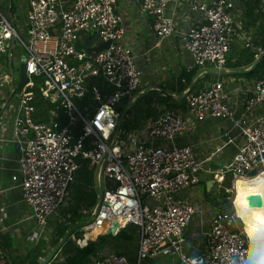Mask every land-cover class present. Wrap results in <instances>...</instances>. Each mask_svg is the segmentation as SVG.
Segmentation results:
<instances>
[{
    "label": "built area",
    "instance_id": "2783aa9c",
    "mask_svg": "<svg viewBox=\"0 0 264 264\" xmlns=\"http://www.w3.org/2000/svg\"><path fill=\"white\" fill-rule=\"evenodd\" d=\"M133 1L151 17L157 41L180 36L189 69L205 64L223 68L233 32L231 11L239 0ZM23 3V29L12 14L7 17L0 10V143L16 147L6 189L19 190L37 236L45 233L47 218L60 208L79 160L86 159L101 194L97 208L79 226L82 233L92 228L102 232L111 222L114 234L133 225V264L157 255L168 256L169 264H241L248 242L236 225L235 218L240 220L234 210L197 203L180 192L198 182L201 170L210 172L214 182L252 172L264 177V77L236 79L229 89L214 79L184 93L176 106L153 97L150 114L135 128L125 129L124 117L120 120L122 101L130 107L137 99L138 61L145 63L149 57L122 42L116 0ZM186 18L190 22L180 30L178 22ZM87 32L96 37L90 46L99 41L107 45L96 51L77 46ZM16 58H22L27 77L18 92L12 66ZM92 76H99L106 89L88 84ZM35 80L39 95L52 104L47 120L33 117L30 88ZM233 89L240 92L237 108L228 103ZM207 118L227 120V131L233 130L227 138L234 145L233 154L214 170L206 162L218 147L199 158L192 145L174 142L188 124ZM77 120L79 131L74 137L71 127ZM105 176L116 181L113 188L105 187ZM197 218L206 224L205 250L190 255L183 250L184 230ZM4 260L0 248V264ZM88 264L131 263L123 252L105 250L91 254Z\"/></svg>",
    "mask_w": 264,
    "mask_h": 264
},
{
    "label": "crops",
    "instance_id": "0c3cea01",
    "mask_svg": "<svg viewBox=\"0 0 264 264\" xmlns=\"http://www.w3.org/2000/svg\"><path fill=\"white\" fill-rule=\"evenodd\" d=\"M115 12L119 14L120 25L123 28L122 42L137 52L148 54L149 57L145 63L141 62V60L138 61L141 72L136 92L139 96L137 98H142L143 95L152 97L169 95L171 98L176 99L184 95L189 84L193 85L195 82H197L195 89H198L208 81L219 79L223 81L225 89H229L236 79L244 78L249 80L251 78L234 76L233 73H220L210 64H205L200 68L193 67L195 69L189 83L183 90L178 91L180 82H183L179 78V75L182 70L189 69L190 62L187 53L181 46L180 36L176 34L173 37L157 41L152 30L151 17L145 13H141L137 7V3L133 0H116ZM14 13L17 14V11L15 10ZM231 14L234 22L230 46L225 56L227 65L242 63L247 55L241 56V51H257L254 54L255 59L257 54L263 50H260L259 43L261 41V33L264 31V0H239L234 10L231 11ZM191 16L193 17V15ZM23 17L24 10L22 20H19L17 24L20 29L24 28ZM189 22L190 20L187 18L179 20V29L182 30ZM249 65L237 68L223 66L221 69L232 71L238 68L246 69ZM199 71H203V73L196 75ZM239 96L240 92L233 89L229 95L228 103L237 108ZM166 102L169 104L170 100L167 99ZM180 102L177 101L169 105L176 106ZM262 108L264 110V103ZM227 127L228 121L222 119L207 118L201 122L193 121L175 135L174 142L192 145L195 156L199 158L218 147L219 150L214 152L206 162L214 170L216 167L226 164L234 151V145L227 142V138L232 135L233 130L227 131ZM15 156L16 147L13 143H0V248L4 253V261H7L9 257L22 255L38 238L35 221L31 217L28 206L21 200L19 190L6 189L10 182L9 177L12 172ZM95 176L96 173L92 167L93 182ZM198 177V182L195 185L181 191L180 194L189 197L192 201L205 204L203 200L199 199V195L203 192L205 181L211 177L210 172L201 170L198 173ZM214 207H217V205ZM80 212L82 213V209ZM85 212L87 213L88 211ZM50 217L47 219L49 220ZM205 227V222L197 218L192 220L185 228L183 250L186 254H198L193 253V251L200 245L205 250ZM126 232H128V229ZM95 234L94 237L87 240H94L101 233H96L95 231ZM39 237H43V235ZM76 240L75 243L77 242ZM85 243L76 244L81 246ZM99 246L97 252L105 250L123 252L127 260L131 264L134 263L136 235L131 240H125L121 236L116 237L115 234H112ZM64 256L65 254L57 251L53 258L50 259L52 262L58 263L62 261ZM139 264H169V260L166 255H157L144 258Z\"/></svg>",
    "mask_w": 264,
    "mask_h": 264
},
{
    "label": "trees",
    "instance_id": "16d2710c",
    "mask_svg": "<svg viewBox=\"0 0 264 264\" xmlns=\"http://www.w3.org/2000/svg\"><path fill=\"white\" fill-rule=\"evenodd\" d=\"M69 1V0H65ZM12 7L8 8L9 12L12 11ZM96 41V37L93 33L87 32L84 34L81 39L78 41L77 46L83 47L86 50H90V45ZM260 50L264 49V31L261 33V41L259 43ZM257 53V51L249 50L241 51V56H244L246 54V59L242 63H235L231 65H227L225 59L224 66H230V67H240L243 65H249L253 59L254 54ZM195 68L188 69V70H182V72L179 75V78L183 80V82H180L178 86V91L183 90L187 84L190 81V78L193 75ZM234 76H246V77H264V54L262 57L258 60V62L249 70H247L245 73L242 74H233ZM205 76V74H203ZM37 81L35 80L34 85L30 88L33 93V106L35 108V112L33 113V117L36 120H47L48 117V111L50 108H52V104L48 102L47 100H44L38 92V88L36 85ZM88 84H95L100 88L106 89L105 83L102 81V79L99 76H92L87 79ZM197 82H195L188 92L193 91L196 87ZM139 97V96H138ZM156 97V96H155ZM144 98V104L142 106H135L136 102L139 98L135 100V102L129 107L127 112L125 113V116L123 118L121 126L125 129L128 128H135L140 121L147 117L150 114V103L153 101L152 96H145L143 95L142 99ZM169 99L170 103L173 104L177 101H181L183 99V96L179 98H171L169 95H163L157 98L159 102L167 103L166 100ZM177 100V101H176ZM123 106L121 110L124 109L126 101L123 100ZM168 104V103H167ZM168 104V105H169ZM59 122L63 121L61 116L57 118ZM79 131V121H75L74 124L71 127L72 135L75 137L78 134ZM251 176L255 175L254 172L250 173ZM229 179V178H228ZM226 177L223 179V182H227L228 180ZM234 186H232L233 188ZM259 192H262L261 189H259ZM203 193H206L205 188L203 189ZM256 194H250L251 197H254ZM96 199V191L94 187V182L92 178V167L88 165V162L86 159H80L79 160V166L75 170L72 178V182L67 188L66 194H65V205L61 209H59L58 215L53 219L49 235L47 238L38 237L35 243L27 248L24 253L20 256H13L9 257L7 261H4L2 264H38L40 260L46 255V253L49 251V249L58 241V239L63 235V233L70 228V230L67 233L66 239L64 242L60 245V247L53 253L52 257L55 255L57 251L60 253L65 254L62 261L58 263H54L51 261V259L46 264H88L89 257L91 254L97 252L98 248L100 247L102 242H104L106 239L110 237V234H99L96 236L94 240H80L77 241L76 239L80 238L82 235V231L79 229V226L81 223L71 228L76 223L80 222V219L82 218V213L80 210L88 211L89 208H91L95 202ZM241 206H243L242 201L236 202L234 204V207L236 210H238ZM222 208V207H221ZM229 212V211H228ZM129 225V224H128ZM126 226L119 229L116 233V237H123L125 240H131L133 236L136 235L134 231V226H130V231L126 232ZM95 235V231H91V234ZM73 236V239H71L70 236ZM93 237V236H92ZM86 243L84 245L79 246L75 243ZM204 250V247L200 245L193 251V253H200Z\"/></svg>",
    "mask_w": 264,
    "mask_h": 264
},
{
    "label": "rangeland",
    "instance_id": "374dc122",
    "mask_svg": "<svg viewBox=\"0 0 264 264\" xmlns=\"http://www.w3.org/2000/svg\"><path fill=\"white\" fill-rule=\"evenodd\" d=\"M23 2H24V0H20V2H18V0H0V10L7 17H8V14H12L15 23L18 24L19 20L20 21L22 20V13H23V10H25V5ZM10 5H12L13 11L8 12V8L10 7ZM15 10L17 11V14L14 13ZM19 33L24 39L26 38L24 31L21 30V31H19ZM16 43H17V40L14 41V44H16ZM17 63H18V60L16 58L12 63L13 74L15 76V78L13 80L14 82L16 81V78H17ZM143 104H144V98L143 99L139 98L138 101L136 102L135 106H142L143 107ZM226 178L228 179V177H226ZM102 179H103L102 175H99V184L100 185H102V183H103ZM249 180H250L249 181L250 187H253L256 178L253 177L252 179H249ZM231 186H232L231 178H229L227 180V182H223V181L222 182H214L212 187L210 189L206 190V193L201 192V194L199 195V199L203 200V202L205 204H209L210 206H216L217 205V207H219V208L222 207L221 208L222 210L229 211L230 213H232L233 210H236V208L234 207V204H233L234 191L232 190ZM260 189H261V191H264V187H261ZM249 190H251V189H249ZM240 197L244 198L245 195L240 196ZM246 198L252 199L253 197H251L249 194V195H247ZM235 200H236V202H241L238 199H235ZM242 201H243V199H242ZM65 202H66V200L64 198L59 209L64 207ZM96 202H97V199L95 200L93 206L91 208H89L87 213H82V216H81L82 218L80 219V222L87 220V217L93 211V208H94ZM59 209L57 210V212L55 214L51 215V217L49 218L47 227L45 229V233L43 234V237H45V238L48 237L49 230L51 227V222L58 215ZM235 221H236V223H239L238 225L237 224L236 225L239 226V229H241L240 222L238 221L237 218H235ZM130 226H131V224L127 225V227H126V230L128 229V232L130 231ZM86 232H89V230H87ZM71 239H73V238H71ZM245 239H246V237H245ZM246 241H247V239H246Z\"/></svg>",
    "mask_w": 264,
    "mask_h": 264
},
{
    "label": "water",
    "instance_id": "95a60500",
    "mask_svg": "<svg viewBox=\"0 0 264 264\" xmlns=\"http://www.w3.org/2000/svg\"><path fill=\"white\" fill-rule=\"evenodd\" d=\"M107 45V41H99L98 43H96L95 45H92L90 47V50L91 51H96V50H99V49H102L104 48L105 46ZM264 54V49L259 53L257 54V56L255 57V59L250 63L249 67L246 68V69H243V68H238V69H235V70H232V71H225V70H218V72L220 73H233V74H242V73H245L247 70H249L250 68H252L256 63L257 61L259 60V58ZM27 80V77L25 75V72H24V64H23V61H22V58H20L18 60V63H17V81L15 83V92H18L19 88L22 87V85L26 82ZM192 84H189L187 86V89L185 90L184 93L188 92L189 89L191 88ZM129 109V107H125L122 112H121V117H120V120L124 117L125 113L127 112V110ZM119 122L117 123V126L119 125ZM214 182V179L212 177H210L207 181H205L204 183V188L205 190H208L210 188V186L213 184ZM94 183H95V191H96V195H97V202L94 206V210L97 208L98 206V203H99V198H100V187L97 183V179L96 177L94 178ZM104 184H105V187L106 188H113L116 184V181L111 178V177H108V176H105L104 177ZM70 185V183H68L65 187V190H67L68 186ZM255 204H258L260 205V201L258 198L255 199ZM81 222L79 223H76L75 225H73L71 228L73 227H76L80 224ZM114 225L113 222H111L109 224V227L107 229H103L102 232H100L101 234H105V235H112L114 234ZM70 230V228H68L64 233L63 235L58 239V241L49 249V251L46 253V255L40 260V262L38 264H46L50 258L52 257L53 253L59 248V246L64 242V240L66 239V236H67V233L68 231ZM244 259H245V256H244Z\"/></svg>",
    "mask_w": 264,
    "mask_h": 264
},
{
    "label": "clouds",
    "instance_id": "9594fccd",
    "mask_svg": "<svg viewBox=\"0 0 264 264\" xmlns=\"http://www.w3.org/2000/svg\"><path fill=\"white\" fill-rule=\"evenodd\" d=\"M261 187H264V177L256 179L254 186L245 190V197L242 201L245 208L248 207L247 195L253 193L262 194L259 192ZM246 217L249 219V223L246 225L248 248L245 253V259L241 264H264V208L248 209Z\"/></svg>",
    "mask_w": 264,
    "mask_h": 264
},
{
    "label": "bare ground",
    "instance_id": "6f19581e",
    "mask_svg": "<svg viewBox=\"0 0 264 264\" xmlns=\"http://www.w3.org/2000/svg\"><path fill=\"white\" fill-rule=\"evenodd\" d=\"M253 177L256 179H259L260 177H262V173H256L255 175L250 176V177L248 176H243V177L233 176L232 177L231 182H232V186H234L232 188V190L234 191L233 204L236 203L235 199L242 201L243 198H241L240 196L245 195V190L248 189V187H250L249 179H252ZM260 193L262 194H256L252 199L247 198V206H248L247 208H245L244 206H241L238 210H234V213L238 216L240 220L241 231L245 234L247 241H248V238L246 235V225L249 223V219L246 217V213L248 212V209L256 210V209L264 208V191ZM256 198L259 199L260 205L254 203ZM236 224L238 225L239 223H236ZM93 230H95L96 233L100 232V229L92 228L89 230V232L83 233L81 237L77 239V241H80L81 239L87 240L89 238H92V236H94V232L93 234H91V231Z\"/></svg>",
    "mask_w": 264,
    "mask_h": 264
}]
</instances>
